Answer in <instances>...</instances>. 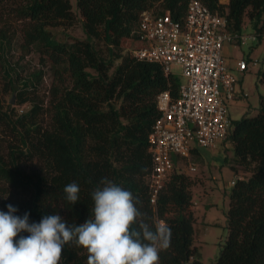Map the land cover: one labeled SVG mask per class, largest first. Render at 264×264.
<instances>
[{
  "label": "trees",
  "instance_id": "1",
  "mask_svg": "<svg viewBox=\"0 0 264 264\" xmlns=\"http://www.w3.org/2000/svg\"><path fill=\"white\" fill-rule=\"evenodd\" d=\"M19 1L28 46L49 56L59 73H68L70 86L53 102L48 126L39 123L40 105L17 114L12 113L14 108L4 109L0 99V125L10 127L20 142L8 145L7 157L0 144V211L6 212L12 204L18 208L16 215L29 213L30 223L58 213L69 224H80L89 216L91 192L107 178L139 198L137 207L147 222L163 220L170 226L171 246L160 252V264H205L194 244L193 187L199 179L174 170L155 205L147 181L153 166L149 135L160 115L157 96L169 91L178 97L182 78L165 75L159 63L123 53L122 45L125 38L136 40L144 10H169L184 23L188 0H77L88 38L72 41L60 40L52 31L76 23L71 0ZM202 1L227 16L230 32L243 33L248 19L259 39L264 37V0ZM100 39L107 44L108 54L96 45ZM6 72L18 103H26V91L35 88L33 78L40 80L41 73L17 86L16 70ZM225 141L234 152L225 161L237 178L226 214L228 234L219 258L211 264H264V95L256 114L232 120ZM192 153L200 155L199 148ZM34 157L44 160L46 169L29 171L27 162ZM240 167L250 176L240 178ZM72 182L80 187L79 201L73 206L63 192ZM13 190L24 191L25 196L17 198ZM60 264H87V252L65 245Z\"/></svg>",
  "mask_w": 264,
  "mask_h": 264
},
{
  "label": "built area",
  "instance_id": "2",
  "mask_svg": "<svg viewBox=\"0 0 264 264\" xmlns=\"http://www.w3.org/2000/svg\"><path fill=\"white\" fill-rule=\"evenodd\" d=\"M136 34L134 56L159 63L167 76L177 74L174 67L178 66L183 78L178 97L169 91L157 96L160 115L149 135L153 166L147 177L155 205L179 165L197 169L192 150L214 147L218 140L227 139L232 123L228 104L237 96L234 70L245 72L248 60H237L234 69L224 47L254 41L258 35L230 32L227 16L213 12L202 0H188L184 23L169 10H144Z\"/></svg>",
  "mask_w": 264,
  "mask_h": 264
},
{
  "label": "rangeland",
  "instance_id": "3",
  "mask_svg": "<svg viewBox=\"0 0 264 264\" xmlns=\"http://www.w3.org/2000/svg\"><path fill=\"white\" fill-rule=\"evenodd\" d=\"M228 1L220 0L221 3ZM71 2L78 17L76 23L69 27H52V31L60 40L87 39L77 0H71ZM19 4V0H7L0 4V99L4 109L14 108L12 113L17 114L26 113L35 103L40 105L39 123L42 126H48L51 121L53 102L66 86H70V76L65 71L59 73L52 59L40 52L37 47L28 46L27 23L19 14ZM245 23L243 33L254 34L255 30L248 19ZM1 40H6V43L2 45ZM96 45L103 54H108L107 44L102 39L96 40ZM122 45L123 53L133 55L138 42L132 38H125ZM224 54L235 63L241 58L248 60V69L245 72H238L240 78L236 85L237 96L228 104L232 120L256 114L260 105V96L264 95V79L262 78L264 75V37L262 39L257 37L256 40H249L247 43L231 44L229 49L224 50ZM9 68L15 69L18 73L15 81L17 86H21L25 79H32L35 73H41L40 80L33 78L35 88L26 91L25 95L29 100L24 104L18 103L16 92L9 82L6 72ZM174 72L181 76L178 66L174 67ZM11 142L20 144L10 127L1 124L0 144L6 157L9 155L10 147L8 145ZM199 152L200 155H192V162L195 163L196 170H191L189 166L183 164L179 165L176 170L189 174L200 181L193 187L192 209L197 217L194 244L199 248L203 263L211 264L219 258L228 234L226 214L230 204L232 185L229 182L230 167L225 161V157L232 158L234 152L231 143L222 140H218L214 147H199ZM43 161L37 157L28 160V170L42 171L46 169ZM238 176L248 177L250 172L240 167ZM12 192L17 198L25 196V192L21 190Z\"/></svg>",
  "mask_w": 264,
  "mask_h": 264
},
{
  "label": "clouds",
  "instance_id": "4",
  "mask_svg": "<svg viewBox=\"0 0 264 264\" xmlns=\"http://www.w3.org/2000/svg\"><path fill=\"white\" fill-rule=\"evenodd\" d=\"M100 184L80 224H69L58 213L30 223L28 212L18 216V208L8 204L6 212L0 211V264H60L65 245L86 250L87 264H160V252L171 246L170 226L147 222L137 207L141 201L130 190L107 178ZM63 192L68 204L79 201L76 182Z\"/></svg>",
  "mask_w": 264,
  "mask_h": 264
},
{
  "label": "crops",
  "instance_id": "5",
  "mask_svg": "<svg viewBox=\"0 0 264 264\" xmlns=\"http://www.w3.org/2000/svg\"><path fill=\"white\" fill-rule=\"evenodd\" d=\"M226 3H228V2H226ZM231 46V44H227V45H225V49L227 48V49H229V47ZM224 49V50H225ZM225 55V54H224ZM226 59H227V61H228V63L235 69V67H236V63L235 62H233V61H230L229 59H228V57L226 56ZM234 72H235V74H236V76H237V79H239L240 78V76L238 75V71H236V70H234ZM229 182H231V180L232 179H234V178H237V176L235 175V173L232 171V169L230 168V171H229ZM226 176H227V173H226ZM241 178V177H240Z\"/></svg>",
  "mask_w": 264,
  "mask_h": 264
}]
</instances>
